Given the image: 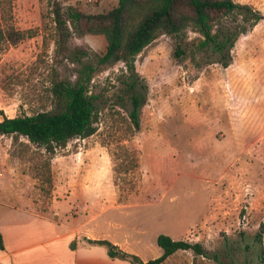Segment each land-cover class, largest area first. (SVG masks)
I'll return each instance as SVG.
<instances>
[{"label": "rangeland", "instance_id": "rangeland-1", "mask_svg": "<svg viewBox=\"0 0 264 264\" xmlns=\"http://www.w3.org/2000/svg\"><path fill=\"white\" fill-rule=\"evenodd\" d=\"M56 1L91 12L116 4L0 0V29L11 25L23 33L14 43L0 38V118L52 109V80L73 77L65 56L72 46L104 49L103 33L71 34L61 44ZM234 1L257 9L251 0ZM236 21L239 15L223 18ZM199 38L187 27L159 35L135 55L136 89L144 97L138 128L129 115L124 67L116 62L92 75L90 135L47 151L22 135L0 134V181L11 186L2 188V198L65 219L81 194L92 200L91 191H116L120 201L139 202L116 219L139 237L132 248L141 258L161 252L155 237L165 233L200 242L206 254L177 249L160 264H264V15L236 37L226 66L196 48ZM53 191L56 197L69 191L68 197L52 206Z\"/></svg>", "mask_w": 264, "mask_h": 264}, {"label": "trees", "instance_id": "trees-1", "mask_svg": "<svg viewBox=\"0 0 264 264\" xmlns=\"http://www.w3.org/2000/svg\"><path fill=\"white\" fill-rule=\"evenodd\" d=\"M52 11L61 44L71 34L103 33L105 46L102 52H95L76 44L66 53L73 63V77L52 80V109L1 115L0 134H10L14 139L22 135L32 143L43 145L47 151L64 145L71 137H85L95 131L97 96L89 84L94 72L100 68L116 62L123 64L125 77L122 82L131 102L129 115L133 126L138 128V107L144 97L136 89L134 57L145 45L161 34L175 36L190 27L200 34L196 48L210 50L215 54V61L226 66L236 37L262 16L251 5L234 0H116L113 6L97 12L73 4L62 7L56 1ZM229 15H239L240 21L223 22ZM245 21L247 24L243 23ZM22 36L23 33L11 25L0 29V38L12 43ZM183 51L177 45L174 53L181 55ZM86 241L103 245L109 257L125 259L130 264H160L177 249L189 248L194 253L206 254L200 242L174 239L165 233L155 237L161 252L145 260L106 238H87ZM0 248H3L1 233Z\"/></svg>", "mask_w": 264, "mask_h": 264}, {"label": "crops", "instance_id": "crops-1", "mask_svg": "<svg viewBox=\"0 0 264 264\" xmlns=\"http://www.w3.org/2000/svg\"><path fill=\"white\" fill-rule=\"evenodd\" d=\"M251 3L264 15V4L259 0H251ZM7 167L13 183L15 174L10 166ZM83 185L88 192L90 185L85 178ZM4 187L11 186L0 181V194ZM91 192L94 193L92 200L84 194L78 196L77 209L68 210L65 219L37 211L24 202L9 201L0 195V233L3 240L0 264H130L125 259L109 257L103 245L89 243L86 239L106 238L118 247L135 253L132 246L139 242V237L126 228L121 229L116 213L128 214V209L139 202L120 201L116 191ZM68 193L56 197L53 191L50 204L55 206L61 199H66ZM128 195L136 197L137 193L129 192Z\"/></svg>", "mask_w": 264, "mask_h": 264}]
</instances>
